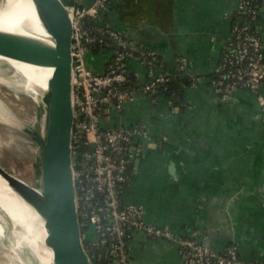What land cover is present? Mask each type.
I'll return each mask as SVG.
<instances>
[{
	"label": "crops",
	"instance_id": "crops-1",
	"mask_svg": "<svg viewBox=\"0 0 264 264\" xmlns=\"http://www.w3.org/2000/svg\"><path fill=\"white\" fill-rule=\"evenodd\" d=\"M72 1V0H70ZM236 0H111L102 20L133 45L156 52L163 67L152 71L134 60L126 70L143 81L174 70L184 59L193 79L178 83L184 106L167 96L151 100L137 91L121 110L102 119L108 127L143 123L123 203L143 207L144 220L193 236L222 251L235 247L243 261L264 262V120L256 93L237 89L222 100L208 83L235 15ZM255 30L264 47V0ZM111 50L87 51L86 64L103 72ZM264 94V80L259 87ZM139 159V160H137ZM128 264H182L177 244L132 232Z\"/></svg>",
	"mask_w": 264,
	"mask_h": 264
},
{
	"label": "built area",
	"instance_id": "built-area-1",
	"mask_svg": "<svg viewBox=\"0 0 264 264\" xmlns=\"http://www.w3.org/2000/svg\"><path fill=\"white\" fill-rule=\"evenodd\" d=\"M236 1L237 19L231 24L213 71L219 79L212 81L210 86L222 100H227L237 89L256 93L264 120V94L259 92L264 80V47L250 25L257 19L256 0ZM110 2L93 0L85 8L78 0H73L69 9L72 22V173L80 225L86 227L82 236L86 239L90 235L91 243L95 244L94 248L86 249L90 260L92 263L104 260L108 264H128V239L132 232H143L152 239L176 243L182 264H264L243 261L231 245L216 251L193 236H176L167 226L147 223L142 206L121 201L132 160L141 150L137 142L147 139L148 131L140 122L113 128L103 126L102 119L110 110H121L137 91L147 95L156 92L158 86L169 81V73L150 74L143 81L136 73L129 75L125 66L128 60L138 62L152 73L157 68L151 59L155 52L133 45L102 20ZM92 44L119 46L110 48L113 58L108 70L99 73L87 66L86 53ZM176 61L178 66L172 73L187 72L184 59L179 57ZM169 105L177 109L171 106L170 100Z\"/></svg>",
	"mask_w": 264,
	"mask_h": 264
},
{
	"label": "water",
	"instance_id": "water-1",
	"mask_svg": "<svg viewBox=\"0 0 264 264\" xmlns=\"http://www.w3.org/2000/svg\"><path fill=\"white\" fill-rule=\"evenodd\" d=\"M33 1L39 2L38 8L45 15L49 37L0 28V56L51 69L46 89L41 94L45 107L43 132L27 131L40 151V188L1 165L0 185L7 186L41 220L45 232L43 241L51 250L52 264H93L83 243L71 160L72 22L69 9L73 0ZM92 2L78 0L85 8ZM188 72L180 75L182 83L189 80Z\"/></svg>",
	"mask_w": 264,
	"mask_h": 264
},
{
	"label": "rangeland",
	"instance_id": "rangeland-1",
	"mask_svg": "<svg viewBox=\"0 0 264 264\" xmlns=\"http://www.w3.org/2000/svg\"><path fill=\"white\" fill-rule=\"evenodd\" d=\"M12 71L13 69L7 63L0 60V79L4 81L0 82L1 112L13 120V123H8L0 118V165L28 184L40 188V151L37 143L27 134V131L43 132L44 102L41 94L33 98L25 89L10 84L23 81L20 75ZM9 201L14 204L12 199L0 195V236H2L0 238V264H21V261L26 258L25 254L18 252V244H15V249L10 245L13 239L12 234L14 230L16 231L14 225L18 224V221ZM25 215L27 217H23L25 219L23 222L26 225L19 226L16 234L23 247L28 246L29 248L27 240L34 243L36 240L28 234L35 231L41 239V232L33 212L28 211ZM36 244L35 248H31L34 249L37 257L44 260L45 255L42 250L44 244L43 242L39 243L40 245ZM30 255L33 257L32 254ZM33 259L35 260V258L31 260ZM35 262L38 264L36 260Z\"/></svg>",
	"mask_w": 264,
	"mask_h": 264
},
{
	"label": "bare ground",
	"instance_id": "bare-ground-1",
	"mask_svg": "<svg viewBox=\"0 0 264 264\" xmlns=\"http://www.w3.org/2000/svg\"><path fill=\"white\" fill-rule=\"evenodd\" d=\"M38 3L39 2H35L33 0H3L0 6V28L14 33L30 32L36 36L49 37L48 34L49 28L47 26V20L45 18L43 11L38 8ZM0 60L7 63L13 69L15 74H18L23 78L22 83L11 82L10 84L19 86L23 90L25 89V91H27L33 98L37 97L38 95L42 94L43 91H45L46 79L49 77L51 73L50 68L36 67L30 64L13 60L5 56H0ZM1 81L4 82L2 79H0V82ZM1 110H2V104L0 103V118L4 119L8 123H13V120L10 119L4 113H2ZM0 195H3L4 197H7L8 199H12L14 201V204L12 201L9 202L10 205L13 206L14 208V213L18 221V224L14 225L15 228H17L16 229L17 232H18V227L24 225L25 219H23V217H27L25 214L28 211L33 212L36 218L35 219L36 223L38 224V227L41 232L40 234L41 239L39 238V235L35 231L33 232L31 231L30 235L28 234V236L31 237L33 236L32 238H35L36 240L35 243L32 241L30 242V240H27L25 236H23L27 241H29V248H28V246L23 247L22 243L19 241L20 239L16 234V231L14 230L12 234L13 239L10 245L15 249L16 248L15 244H18L19 245L18 252H23L25 254L26 258L21 261V264H32V262L36 264L35 260L37 261L38 264H52L51 250L48 247H46V245L44 244L43 240H44L45 232L42 227V222L37 216V214L27 205H25L20 199H18L16 195H14V193L7 186L0 185ZM0 238H2V236H0ZM42 242L45 247V248L42 247V250L45 255L44 260L37 257V254L35 253L34 249H32L35 248L36 243L40 245L39 243ZM30 254H32L33 257H31ZM32 258H35V260L33 259L32 261L31 260Z\"/></svg>",
	"mask_w": 264,
	"mask_h": 264
},
{
	"label": "trees",
	"instance_id": "trees-1",
	"mask_svg": "<svg viewBox=\"0 0 264 264\" xmlns=\"http://www.w3.org/2000/svg\"><path fill=\"white\" fill-rule=\"evenodd\" d=\"M254 4H256L257 12H258L260 0L254 1ZM257 17H258V13H257ZM236 19H237V16L235 15L233 20H232V23H235ZM254 23L255 22H252V23H250V25H251L252 29L255 30ZM123 38L127 39L124 36H123ZM223 45H225V44H223ZM116 47L119 48V46H117V44H115V45L114 44H110V47H105V46L100 45V44H92V45L89 46V50L88 51L97 52L99 50H102L103 48H107V49H110V48L114 49L115 48L116 49ZM222 51H223V46H222V49H221L220 57H221ZM220 57H219V59H220ZM112 58H113V56H111L109 61L106 63L104 71L108 70L109 65H110V63L112 61ZM177 58H179V57H176V59ZM151 59L153 60V63H154L155 66L163 67V63H162L159 55L156 52H155V54L153 55V57ZM219 59H218V61H219ZM177 66H178V61H175V67L174 68H177ZM129 75L131 76V75H133V73L129 72ZM168 78H169V81L167 83L158 86L157 87V91L154 92V93H150L148 96H149V98L151 100H157L162 95L163 96H167L169 98L170 102H171V106L172 107H176L177 109H181L184 106V101L182 99L181 89L178 86V83L180 81V73L179 72H176V73L170 72L169 75H168ZM218 79H219V75L216 72H212L209 75V77H208L209 85L211 84L212 81L218 80ZM81 229H82V231H85L86 227H84L82 225ZM91 240H92V238H90V235L87 236L86 239L85 238L83 239V243H84L85 249H88L90 247H92V248L95 247V244L91 243L92 242ZM88 253H89V251H88ZM93 264H108V263L106 261H104V260H101V261L93 260Z\"/></svg>",
	"mask_w": 264,
	"mask_h": 264
}]
</instances>
